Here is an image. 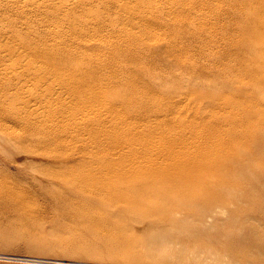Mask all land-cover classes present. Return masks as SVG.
<instances>
[{
  "label": "bare ground",
  "instance_id": "6f19581e",
  "mask_svg": "<svg viewBox=\"0 0 264 264\" xmlns=\"http://www.w3.org/2000/svg\"><path fill=\"white\" fill-rule=\"evenodd\" d=\"M162 1L0 0V149L28 162V178L56 201L140 207L160 194L186 213L233 206L232 215L264 224V161L249 166L250 147L264 154V0ZM196 9L216 26L205 47L244 84L222 88L217 104L218 91L196 82L150 84V66L137 59L161 48L178 69L200 72L184 46L202 40ZM163 17L176 39L137 44V24L156 31L150 22ZM173 90L194 102L181 111Z\"/></svg>",
  "mask_w": 264,
  "mask_h": 264
},
{
  "label": "rangeland",
  "instance_id": "374dc122",
  "mask_svg": "<svg viewBox=\"0 0 264 264\" xmlns=\"http://www.w3.org/2000/svg\"><path fill=\"white\" fill-rule=\"evenodd\" d=\"M205 14L200 9L191 14L202 20V40L184 41L189 48L186 58L191 60L189 63L196 60L202 68L200 72L178 69L161 48L137 54V59L144 62L142 70L150 66V79H145L150 84H157L158 77L170 81V85L185 82L194 90L196 86L192 85L196 82L203 93L218 91L217 104L224 94L222 88L234 92L244 84L237 83L232 72L230 75L223 70V63H217L215 50L210 52L205 47L216 28L212 21H205ZM139 15L137 11V20ZM150 23L160 28L143 32L137 24L140 46L151 45L150 35L159 40L176 39L166 17ZM25 89L32 90L30 84ZM172 95L181 111H185L188 102H194L188 90L184 94L173 90ZM197 105L205 115L206 98ZM256 149L250 147L256 154V158L249 159L251 169L264 161V154ZM142 150L145 151L137 146V152ZM233 150L247 161V151L241 144L235 142ZM19 161L17 164V160H9L0 149V264H264V224L258 218L232 215L233 206L226 213L198 215L184 212L186 204L155 194L140 207L106 204L104 199L100 204L84 207L77 205L78 201H56L43 195L42 186L28 178V162ZM232 168L245 166L232 164ZM147 194L137 196L143 198Z\"/></svg>",
  "mask_w": 264,
  "mask_h": 264
}]
</instances>
